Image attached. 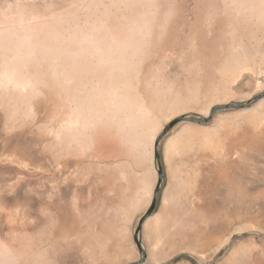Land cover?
<instances>
[{
    "label": "rangeland",
    "instance_id": "1",
    "mask_svg": "<svg viewBox=\"0 0 264 264\" xmlns=\"http://www.w3.org/2000/svg\"><path fill=\"white\" fill-rule=\"evenodd\" d=\"M262 1L0 0L39 12L59 41L103 12L139 40L130 80L140 67L152 106L137 129L104 121L97 144L89 127L56 136L63 100L0 91V238L23 252L14 264H264Z\"/></svg>",
    "mask_w": 264,
    "mask_h": 264
},
{
    "label": "bare ground",
    "instance_id": "2",
    "mask_svg": "<svg viewBox=\"0 0 264 264\" xmlns=\"http://www.w3.org/2000/svg\"><path fill=\"white\" fill-rule=\"evenodd\" d=\"M262 3V0H229L228 5L240 10L252 9ZM2 10L0 91L19 92L29 107L38 105L40 94L45 92L53 103L59 100L66 102L65 108L58 114L57 137L64 130L75 140L82 129L89 127L93 135L92 142L95 143L106 134L104 121H118L137 129L143 117L149 116L152 106L137 89L140 83L148 88L147 81L139 77L140 67L136 69V83L130 80L129 69L134 64L133 56L141 47L133 33L122 32L118 27L109 25L101 12L92 28L74 34L69 31L72 27L69 26L64 38L59 41L51 37L56 28L39 12H17L11 15ZM145 23L146 19L142 18V24ZM152 33L156 32L153 30ZM112 48L115 49L114 53ZM111 70L114 73H110ZM5 101L0 97L2 108ZM150 144L153 145L152 139ZM30 256L28 254L24 259ZM17 257L22 259L23 252L15 251L0 238V264H14ZM34 260L31 258L29 264H40Z\"/></svg>",
    "mask_w": 264,
    "mask_h": 264
},
{
    "label": "water",
    "instance_id": "3",
    "mask_svg": "<svg viewBox=\"0 0 264 264\" xmlns=\"http://www.w3.org/2000/svg\"><path fill=\"white\" fill-rule=\"evenodd\" d=\"M263 95H264V90L258 96H255L253 99L256 100L257 98H259L260 96H263ZM171 126H172V123L169 124L165 128L164 132H166L167 129L170 128ZM159 139L160 138H158L155 141V144H154V155L157 158L159 170H158V180H157V184H156V187H155V190H154V194H153V199H152V207L155 205L156 197H157V194H158V191L160 189L161 182H162V169H161V164L159 163V152L157 150V145H158Z\"/></svg>",
    "mask_w": 264,
    "mask_h": 264
}]
</instances>
